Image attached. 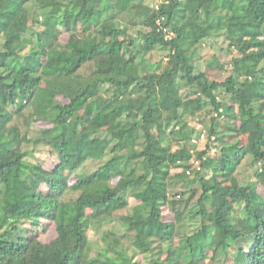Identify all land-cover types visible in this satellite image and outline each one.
Listing matches in <instances>:
<instances>
[{
  "label": "trees",
  "instance_id": "trees-1",
  "mask_svg": "<svg viewBox=\"0 0 264 264\" xmlns=\"http://www.w3.org/2000/svg\"><path fill=\"white\" fill-rule=\"evenodd\" d=\"M0 193V264H264V0H0Z\"/></svg>",
  "mask_w": 264,
  "mask_h": 264
},
{
  "label": "rangeland",
  "instance_id": "rangeland-1",
  "mask_svg": "<svg viewBox=\"0 0 264 264\" xmlns=\"http://www.w3.org/2000/svg\"><path fill=\"white\" fill-rule=\"evenodd\" d=\"M161 2H162V0H145V3L150 5V7H154ZM120 18L122 21L131 22L134 20L135 16H133V15L129 16L128 14H121ZM42 20H43V18H41V21ZM36 29L41 30L42 26L39 25ZM233 35H234V31L228 37H225L223 35L218 34V35L211 37V39L206 40V42L204 41V43L201 45V48L198 51V57H202V62L197 63V66L202 71H204L206 69L207 63H211V64H213V63L218 64L219 63L220 64V63L227 62L226 63L227 71L220 72V74L218 76H216V74H214L213 71L210 74H211V76L216 77V78H220L222 80H225L227 77H229L231 74V66L228 62V59L231 60L234 57H236L235 56L236 52L233 49H230V43H231V39H232ZM168 53L169 52H167V51H161V50L155 51L151 55L148 56L150 58L149 61L152 65L158 63L161 60L163 61V63H165L166 57H168ZM184 94H186V93H184ZM220 98L225 100L227 98V96L223 95ZM61 102H63V101H61ZM164 118H166V117L164 116ZM212 118H213L212 114L203 113V115H199L196 118V120L190 119L189 123H192L198 129L205 130L206 131L205 134L208 135V129L204 128V127L208 126L210 124V121ZM176 124H177L176 122L173 123V125H174L173 128L176 127ZM44 126H45V124H32V126L29 129L30 134L33 136L36 135L41 130V128ZM224 131L229 132L227 129H221L220 128L219 133H222ZM176 140L177 139L172 137V141L176 142ZM175 142H173V144H172V147L174 149H176V146H177ZM26 147L29 150H33L37 158L44 160L46 162V167H51L53 165L54 161H56L55 158L50 156V150H48V148H46V147L34 148L32 145H28ZM202 147L204 148V144L201 145V148ZM211 158L213 159L214 157H211ZM256 170H257V167L255 166L253 161H251L250 158L248 160H246L238 172V178L241 181V183L244 185H246L248 183H254L255 182L254 175H255ZM86 171L87 172L90 171V166L87 167ZM87 172H85V173H87ZM76 181L77 180L73 178L71 180V185L72 186L75 185ZM187 190H188V187L183 182H178V181L173 182L172 185L170 186L171 195L181 194ZM92 191H93V189H92ZM104 191H105V189L103 188L99 191V193H103ZM81 193H82V190L81 191L75 190V189L71 190L69 193L68 201L76 200V198ZM2 196H3L2 193H0V197H2ZM130 201L132 204L136 203V201L133 198H131ZM162 212L167 219H171V220L173 219V214L170 213L168 208H164L162 210ZM193 228H194V225L187 226V228H185V231L191 232L192 230H194ZM54 236L55 235H54L53 228L49 229V227H48L46 234H44V236H41V237L44 238L43 239L44 241H49L52 238H54ZM138 261L140 262V264H149V255H145V256L140 257L137 260V262Z\"/></svg>",
  "mask_w": 264,
  "mask_h": 264
},
{
  "label": "built area",
  "instance_id": "built-area-1",
  "mask_svg": "<svg viewBox=\"0 0 264 264\" xmlns=\"http://www.w3.org/2000/svg\"><path fill=\"white\" fill-rule=\"evenodd\" d=\"M165 33H167V34H166V35H167V38L170 39V38L172 37V35H171V34H168V32H167L166 30H165ZM206 138H207V135L204 133V134L201 136V139L205 141Z\"/></svg>",
  "mask_w": 264,
  "mask_h": 264
}]
</instances>
